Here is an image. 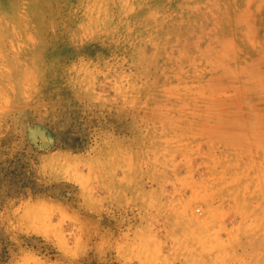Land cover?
<instances>
[{"label":"rangeland","instance_id":"1","mask_svg":"<svg viewBox=\"0 0 264 264\" xmlns=\"http://www.w3.org/2000/svg\"><path fill=\"white\" fill-rule=\"evenodd\" d=\"M0 264H264V0H0Z\"/></svg>","mask_w":264,"mask_h":264}]
</instances>
